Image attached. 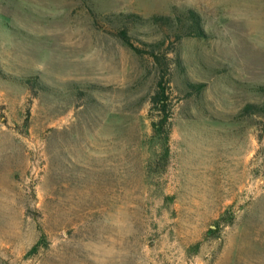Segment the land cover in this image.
<instances>
[{
  "label": "rangeland",
  "instance_id": "obj_1",
  "mask_svg": "<svg viewBox=\"0 0 264 264\" xmlns=\"http://www.w3.org/2000/svg\"><path fill=\"white\" fill-rule=\"evenodd\" d=\"M186 8L205 35L163 45L164 144L158 66L115 14ZM0 70L51 87L0 75V264H264V118L239 116L264 100V0H0Z\"/></svg>",
  "mask_w": 264,
  "mask_h": 264
},
{
  "label": "trees",
  "instance_id": "obj_2",
  "mask_svg": "<svg viewBox=\"0 0 264 264\" xmlns=\"http://www.w3.org/2000/svg\"><path fill=\"white\" fill-rule=\"evenodd\" d=\"M115 15L116 21L121 26L117 30L116 35L124 43L130 46L138 55H148L158 66V79L156 83L157 87L150 98V125L153 137L165 144L168 142L170 137L169 121L171 106L167 92V83H169L168 76L170 74L173 59L167 56L169 52L163 50V45L165 44L166 40L171 37V35L177 42L186 36H204L205 31L202 26L201 15L193 8H186L175 13L173 16L153 14L149 17H144L133 12L118 13ZM130 23L135 25L148 23L149 25L163 29L164 32H162L163 35L158 40L144 42L143 46H138L132 42L131 36L128 33L127 25ZM177 63L180 62L178 61ZM0 75L6 79L24 85L30 91H35V93H49L51 91L49 84L42 81L39 75L13 76L2 74L1 70ZM184 86L187 90V93L192 95L194 93H199L203 87V84L201 82H191L184 80ZM95 88V86L89 84L86 86V92L88 89L93 90ZM257 89L264 94V85L257 86ZM255 114H258L264 118V100L259 103L248 102L239 111L240 117H248Z\"/></svg>",
  "mask_w": 264,
  "mask_h": 264
}]
</instances>
